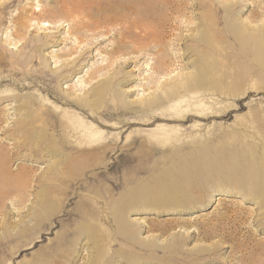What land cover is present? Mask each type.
I'll use <instances>...</instances> for the list:
<instances>
[{
  "label": "rangeland",
  "instance_id": "374dc122",
  "mask_svg": "<svg viewBox=\"0 0 264 264\" xmlns=\"http://www.w3.org/2000/svg\"><path fill=\"white\" fill-rule=\"evenodd\" d=\"M54 1L0 0V96L11 92L0 100V264H264V43L253 38L264 24V0H171L184 15L179 21L193 23L180 33L173 23L179 14L169 6H144L149 17L139 18L102 6V15H87L72 5L83 0L50 12ZM93 22L96 29L82 27ZM233 22L248 23L253 37L233 42ZM195 25L205 27V41ZM130 26L139 37V28H148L151 38L115 35ZM173 34L184 41L170 45ZM119 43L124 49L112 51ZM162 46L172 56L170 68L161 69ZM203 46L210 51L199 58ZM195 59L211 70L207 105L215 114L195 117L186 103L184 118L170 110L149 124L141 114L99 113L120 112L114 93L135 108L163 94L170 86L155 82L189 73ZM117 70L122 78L93 113L59 105L45 87L49 76L57 77L50 88L74 98ZM41 71L47 77L38 80ZM30 100L75 113L108 137V148L96 151L95 161L73 165L45 152L36 157L31 133L44 132L50 145L64 134L44 124L17 125L35 111L24 107ZM122 121L133 124L120 128ZM155 135L162 136L160 145ZM251 151L259 152L255 160ZM145 153L151 156L139 160ZM244 181L248 190L239 188ZM169 195L182 202L170 204Z\"/></svg>",
  "mask_w": 264,
  "mask_h": 264
},
{
  "label": "bare ground",
  "instance_id": "6f19581e",
  "mask_svg": "<svg viewBox=\"0 0 264 264\" xmlns=\"http://www.w3.org/2000/svg\"><path fill=\"white\" fill-rule=\"evenodd\" d=\"M170 1L171 0H83L81 2H73L72 5L79 12L87 14V15H89L91 13H96V14L102 15L103 11L101 10V7H100V6H102L105 8L107 7L106 10L109 12H113V11L118 12L119 10H126V11L129 10L128 12H134L136 17H139V18L149 17L148 10L144 11L145 10L143 8L144 6L150 5V6H155L157 8L169 6V7H172V9L176 11V14H179L173 20L174 21L173 22L174 27H176L175 30L180 33V30L182 28L191 29V26L193 24L191 22V20H185L184 22L179 21V18L183 17L184 15H183V13L182 14L180 13L181 11H178L179 7L174 5L173 1L172 2H170ZM70 2H71V0H55L53 2V6L50 9V12L61 11L65 8H67V6L69 5ZM108 4H110V5H108ZM231 5H233V3H231V4L228 3L227 5L224 4L223 8H224L225 14H226V10H228V7H230ZM4 6H5V4H1V7H4ZM34 10L36 12L38 11L36 9H34ZM261 10H262V12H259V16L260 15L262 16L264 14V9H261ZM37 17L40 18L41 17L40 14H37ZM259 18H261V17H259ZM233 19H234V17H233ZM262 20H259V21H262ZM30 21L31 20L29 19L27 22L29 23ZM37 22L41 23V24L44 23V21H37ZM80 25H82V23H80ZM247 25H248V23H246V24L243 23L242 25L237 23V22L232 23L230 32L234 36V38L232 39L233 42L237 43V41L239 40V42L241 43L242 40H247L250 37H253L252 35L250 36V34L248 33V30L250 28H248ZM18 26L20 28V31L23 29L25 31L28 28V25L26 24V22H20L18 24ZM98 26H99V24L96 22H93L92 24H83L82 25V27H84L86 30H90L91 28L96 29ZM201 26L202 25H199V26L197 25L195 28H197V27L199 28V34L197 37L202 42L204 36L206 35V32H205L206 29L204 26H202V27ZM131 27L132 26L126 27V28L122 27L117 32H115V35L120 36L122 39L126 38V37L127 38L128 37H137L138 40H141V42H143L147 39H150L152 36V32H150V30L148 28H146V29L139 28V30L141 32H144V35L142 37H139V36L135 35V33L132 31L133 29ZM258 27L259 28H257V27L254 28V29H256V31H257L256 33H258V34H256L253 38H255V40H257L259 42L264 43V24H262ZM206 28H208V27H206ZM240 39H241V41H240ZM182 41H184V39L181 35H178L176 38V35L174 36V34H173V41H172V43H169V44L173 45L174 43H180ZM203 41H205V40H203ZM244 43H246V42H244ZM115 47H116V49L114 48L112 51L117 50V48L119 50H122V49H124V48H122V47H124V44L119 43ZM207 49L209 50L210 48H206V46H203V49L199 50V51H201L199 53V58H202L203 56H205L206 54L209 53ZM159 50H160L159 52L161 53L160 54L161 55V58H160L161 69L162 68L163 69L164 68H170L169 66L172 65V62L170 60V59H172V56L169 53H165V47H163V46ZM197 51L198 50H196L195 53ZM175 58H177V60L179 59L178 56H175ZM77 60H79V58L73 60L69 64V67L74 65ZM192 62L193 63H192L191 71L189 73H181L177 76L170 78L168 84L163 83L160 85L158 80L155 82V83H157V85H158L157 87H159V88L160 87L162 88L164 86H170L169 89H167V91L163 92V94H161L160 92L156 93V94H152L150 99H146V100L143 99L144 101L138 102L140 106L137 104L138 107L135 108L132 106L131 102L129 103V102L124 101L125 97H124V99H122L123 101H119V99H121V96H122V94L119 91L118 92L120 93V97L118 96L117 93H114V95L111 93L112 94L111 97H113L114 100L118 101V103L116 102V104H119L120 112L116 111V113H112L110 111H99V113L100 114H106V115H108V117H111V114H141L142 118H147V122L154 118L153 115H156V116L161 115L164 112H170V110L173 111L171 116L174 115L175 117L184 118L183 116H184V114L188 113L187 112L188 110H181V108H183V107H186V108L192 107L191 111H189V112H191L190 114H192V113L196 114L195 117H199L200 115L208 116V115L213 114L214 111L209 112L212 109L211 105L210 104L207 105V101L210 100L212 97V93L210 91L211 89L209 88L211 85L207 83L209 81V76L211 75V73H210L211 70L202 61H200L198 59H195ZM69 67L66 65V66H64V69L69 68ZM116 68H118V67H116ZM97 72H99V71L94 72V74L92 75L94 77V80H96V77L98 76ZM121 74L122 73L120 72V70L114 71V73L111 77L107 78L105 81L100 82L96 88L94 87L90 91L86 92L85 95L81 96L80 94H78L74 98H69L68 95L54 91L53 89L50 88L51 82L54 81L57 77L49 76V79L47 80L48 85L46 83L45 87H46V90H47L50 98H53L59 105L66 106V107H74V108H78V109L88 108L89 111L93 113V110H95V109L100 110V107H99V105L101 104L100 102L106 96L109 97L111 95L109 93V88L114 83L115 80L122 78V77H120V76H122ZM167 74L170 75L171 72L170 73L168 72ZM46 77L47 76L45 75V73L43 71H41L39 74V77H37V78L39 80V78L43 79ZM2 80H3V77L0 76V82ZM200 84H202V85L204 84L206 86L205 89H207V90H204L202 92L201 91L198 92L196 90L197 89L196 87ZM23 87H26V85H23ZM10 93L11 92H5V93L3 92L2 93L3 95L0 96V100H2L3 98H7ZM181 94H187L189 96H187L185 99H176ZM183 97H184V95H183ZM183 97H181V98H183ZM188 99H192L195 101L193 103H190ZM182 103H186L185 106L182 107ZM165 104L166 105L168 104V105L166 107H164ZM27 105L35 106V111L30 110ZM24 107H25V109L27 108L28 111L29 110L31 111V114H32L30 116L31 118L29 121H22V122L20 121L19 123H17V125L23 126L26 123V125H28L26 127H35V126L44 124V125H46V127L50 128L52 130H55L57 132L58 131L63 132V134H64V135H58L57 143L53 144L51 142L52 144L50 145V144H46L47 138H46V134L44 132L40 131L39 133L36 132V134L35 133L30 134L29 133L30 134V136L28 138L29 141L35 140V144H34L35 150L34 151L38 152V154H39V155L35 154L36 157H40L42 152H45L47 156L48 155L49 156H56V157L61 156L60 157V160H61L60 164H62V165L65 163L66 164L69 163V165L70 164L73 165V164L82 163L85 161H95L96 157H94V153L100 149L105 151L108 148L109 143L106 142L108 137L104 136L103 132L100 131L98 128H95L92 124L87 123L84 120L80 119L77 115H75V113H71V112L67 111L66 109L64 110L61 107H58L57 105H52L51 103L49 105L48 102H46L45 100H41V101L40 100H38V101L37 100H30L28 102V104H26V106H24ZM110 109L113 111V108H110ZM30 111H29V113H30ZM68 114H70V116H68ZM89 117L92 119V117L90 115H89ZM135 120H139V122H140L143 119H135ZM94 122H96V121H94ZM96 123L98 124V122H96ZM100 124H101V126L103 125L102 123H99V126H100ZM130 124H133V123L131 121H127V122L122 121V122H119L118 125H121L120 128H122L123 126L130 125ZM146 124H149V122ZM2 131H4V130H2ZM168 133H170V131H167L166 137H167ZM151 139L153 140L154 145H160L162 136L161 135L160 136L155 135ZM57 145H59V148L56 147ZM140 145H141V147H144V148H147V146H148L146 144V142H142V143H140ZM32 149H33V147H32ZM66 150H69L70 152L75 153V156L70 157V159L67 160L66 155L61 154V153H64ZM263 153H264V150L262 151V154ZM258 155H259V152H257V153H256V151L250 152V156H252L254 160L258 157ZM150 156H151L150 154L145 153L144 156L142 155L141 157H138V159L139 160H146ZM1 159L3 160L4 158L2 157ZM132 160H133L132 157L125 158V161H132ZM245 181H246V179H245ZM245 181L240 183V187H239L240 189H242V188L247 189L248 187H251V185L250 184L248 185L247 182H245ZM143 196H146V195H143ZM151 199H153V198H151ZM176 199L177 198L175 196L169 195L166 198V201L169 202L170 204L176 203V202H182V201H177ZM182 205H184V203ZM151 208H154V207L151 206ZM154 212L156 215L159 214V213H157L158 212L157 210H155Z\"/></svg>",
  "mask_w": 264,
  "mask_h": 264
}]
</instances>
